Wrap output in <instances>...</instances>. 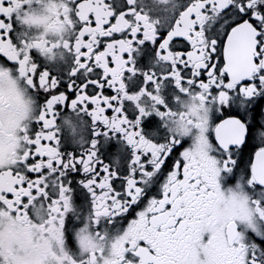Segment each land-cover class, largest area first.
<instances>
[{
  "label": "snow or ice",
  "instance_id": "snow-or-ice-1",
  "mask_svg": "<svg viewBox=\"0 0 264 264\" xmlns=\"http://www.w3.org/2000/svg\"><path fill=\"white\" fill-rule=\"evenodd\" d=\"M0 264H264V0H0Z\"/></svg>",
  "mask_w": 264,
  "mask_h": 264
},
{
  "label": "flooded vegetation",
  "instance_id": "flooded-vegetation-1",
  "mask_svg": "<svg viewBox=\"0 0 264 264\" xmlns=\"http://www.w3.org/2000/svg\"><path fill=\"white\" fill-rule=\"evenodd\" d=\"M28 22L36 27H43L45 23V21L43 20H38L33 18H29ZM52 34L55 35V33ZM16 87H17V91L20 92V104L23 105V108L19 107L16 99L13 98L9 101V106L3 115V134L6 137H11L13 139L16 137L18 129L20 128L21 124L24 123L32 115V111H31L32 103L30 102V97L27 95L26 92H23L20 89L19 84H17ZM61 91H64L63 87L61 88ZM227 112L228 110H225L224 118H227ZM106 114L111 115V111H109ZM197 134H198L197 130L193 128L191 133L185 138L191 141V139ZM65 146L68 150H71L73 147L68 142L65 143ZM115 154H116V143L115 141H113L105 149L101 150L100 156L105 163H111ZM251 159H254V153L250 154L249 150L246 149L244 164L249 165ZM74 175L78 180L79 175L76 174ZM233 190L236 191V189L234 188ZM225 195H227V193ZM139 210L142 209L138 208L137 212ZM207 211L210 213L211 221L215 223H219L221 227L223 226V223L225 222L226 218L230 216L235 218H240L239 210L235 208L229 209V207L226 205L223 199L218 200L217 203L212 207L208 208ZM201 214H203V212ZM133 218H136V213H133L128 218V222H130L131 219ZM207 227L208 225L206 223L205 229H207ZM4 231L6 234V248L17 252L26 249L29 246V242L31 241V239H33V237L36 235L34 232L20 228L19 225L14 224V222L12 221H9L5 224ZM217 235H219V230H217ZM56 247L57 245L55 243V240L53 239L50 242V248L52 250L53 258L55 257Z\"/></svg>",
  "mask_w": 264,
  "mask_h": 264
},
{
  "label": "clouds",
  "instance_id": "clouds-1",
  "mask_svg": "<svg viewBox=\"0 0 264 264\" xmlns=\"http://www.w3.org/2000/svg\"><path fill=\"white\" fill-rule=\"evenodd\" d=\"M230 187H232V188H234L235 189V185H233V186H230ZM79 247V246H78Z\"/></svg>",
  "mask_w": 264,
  "mask_h": 264
}]
</instances>
